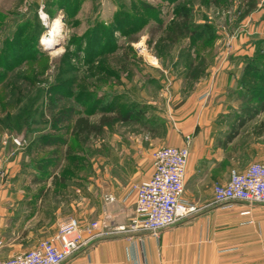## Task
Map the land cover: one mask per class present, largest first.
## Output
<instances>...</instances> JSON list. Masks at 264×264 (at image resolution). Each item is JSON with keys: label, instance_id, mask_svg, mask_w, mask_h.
Segmentation results:
<instances>
[{"label": "rangeland", "instance_id": "rangeland-1", "mask_svg": "<svg viewBox=\"0 0 264 264\" xmlns=\"http://www.w3.org/2000/svg\"><path fill=\"white\" fill-rule=\"evenodd\" d=\"M59 19L62 37L43 46ZM37 44L43 58H35ZM7 48L13 51L5 55ZM261 48L264 0H0V58L12 64L28 57L10 71L0 65V167L20 155V166L39 168L49 160L50 170L78 196H105L119 187L110 184L113 177L126 181L129 175V135L146 141L164 136L177 79L193 89L224 70H242L244 77ZM71 109L96 126L117 110L135 121L115 120L99 134L78 135L75 119L55 120ZM43 137L55 141L53 147L40 150ZM29 224L1 218L0 235L8 237L0 240L11 242V232Z\"/></svg>", "mask_w": 264, "mask_h": 264}, {"label": "crops", "instance_id": "crops-1", "mask_svg": "<svg viewBox=\"0 0 264 264\" xmlns=\"http://www.w3.org/2000/svg\"><path fill=\"white\" fill-rule=\"evenodd\" d=\"M243 74L224 70L193 89L187 80L177 79L173 104L167 105L172 122L167 123L164 136L146 141L145 136L129 135L125 145L127 157L133 160L126 168L129 175L126 181L113 177L110 184L119 187L109 188L105 196H78L55 169L20 166L22 155L5 160L0 167V221L14 217L30 224L13 230L9 243H4L8 233L0 235L4 239L0 259L33 250L73 216L84 230L93 222L127 225L135 217L136 196L131 190L151 178L153 153L164 147H184L189 136L184 198L202 211L164 230L159 238L143 233L89 239L98 231L90 234L88 230V244L65 264H264V205H212L214 185L227 183L232 170L243 172L254 163H264V97L242 84ZM159 114V119H166ZM39 174L47 176L43 179ZM117 189L123 192L116 194Z\"/></svg>", "mask_w": 264, "mask_h": 264}, {"label": "built area", "instance_id": "built-area-1", "mask_svg": "<svg viewBox=\"0 0 264 264\" xmlns=\"http://www.w3.org/2000/svg\"><path fill=\"white\" fill-rule=\"evenodd\" d=\"M41 18L47 20L45 14ZM191 142L188 136L184 147H164L153 153L151 178L134 185L131 190L136 196L135 217L127 225L111 226L97 222L84 230L77 219L71 218L53 237L41 241L33 250L6 260L0 259V264H65L88 244L85 238L88 230L90 234L98 231L89 239L143 233L159 238L164 230L199 214L202 208L184 198ZM108 201L113 202L114 199L109 198ZM234 202L264 205V163H254L243 172L232 170L227 183L214 185L212 205Z\"/></svg>", "mask_w": 264, "mask_h": 264}, {"label": "trees", "instance_id": "trees-1", "mask_svg": "<svg viewBox=\"0 0 264 264\" xmlns=\"http://www.w3.org/2000/svg\"><path fill=\"white\" fill-rule=\"evenodd\" d=\"M188 16V14L186 15V17ZM184 25V29L182 33H188L191 31L190 26L187 24V18H185V23H183ZM181 28V27H180ZM197 35V33L195 31H193L191 33V36H193V42H197L199 40V38H195V36ZM263 46V44H262ZM11 51H13L12 48H7L4 52L5 55L6 54H11ZM35 58H43L45 56L42 46L37 44L35 47ZM28 58V57H26ZM26 58H23V60H21L20 62H17V60L13 61V63H5L1 60L0 58V65L3 66L5 65V70L10 71L12 69H14L15 64H23L24 60ZM34 58V57H33ZM4 81L3 79H0V84H2ZM242 84L251 89L252 91H256L258 96L260 93H262L263 97H264V48H261L259 50L256 51V55L254 57V59L252 60V62L250 63V65L246 68V72L245 75L243 77L242 80ZM255 89H259V90H255ZM263 90V91H262ZM112 111V110H111ZM116 109H113V112H115ZM116 112V117L114 118H106L103 119L100 124L98 126L93 125L88 119L86 118H82V117H74L75 116V111L74 109H71L68 111L69 113V117L63 118L61 116H57L55 117V120L57 122H66V121H71L73 119H75V123H74V134H78V135H82V134H99L102 131L103 126H106L108 124H111L113 121L115 120H119L120 122L126 123L129 121H135V119H133L132 117H125L123 115H121V113H119V110H117ZM41 142H45L43 145H41V149L40 150H44L47 147H53V144H55V141H53L52 139H48V137H43ZM49 165H51V163L48 161H45L43 163V165H41L39 168H46L49 167ZM41 181V180H40Z\"/></svg>", "mask_w": 264, "mask_h": 264}, {"label": "bare ground", "instance_id": "bare-ground-1", "mask_svg": "<svg viewBox=\"0 0 264 264\" xmlns=\"http://www.w3.org/2000/svg\"><path fill=\"white\" fill-rule=\"evenodd\" d=\"M62 26L63 23L61 20H56L52 28L48 31V33L42 38L41 44L46 47H52L57 42L58 38L62 37Z\"/></svg>", "mask_w": 264, "mask_h": 264}]
</instances>
